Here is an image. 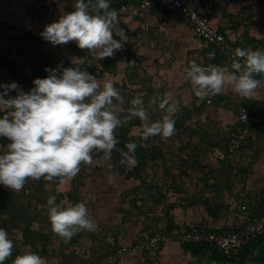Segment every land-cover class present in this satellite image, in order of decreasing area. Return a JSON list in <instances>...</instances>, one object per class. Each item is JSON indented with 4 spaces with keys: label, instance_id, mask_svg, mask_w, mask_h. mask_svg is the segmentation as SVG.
I'll return each instance as SVG.
<instances>
[{
    "label": "crops",
    "instance_id": "obj_1",
    "mask_svg": "<svg viewBox=\"0 0 264 264\" xmlns=\"http://www.w3.org/2000/svg\"><path fill=\"white\" fill-rule=\"evenodd\" d=\"M12 1L14 3L9 2L7 7L8 12L14 13L21 24L28 21L30 25L21 28L30 33L23 37L24 41L30 40L40 49L31 52L37 58L45 59L44 63L53 68L58 65L62 68L75 67L71 58H83L84 63L77 65L81 70L89 69L91 64L93 76L101 85L111 82L122 95L123 104L114 101L120 118L128 114L133 98L142 97L150 121L159 120L163 111L158 104H149L157 93L176 103L179 109L174 117L177 133L172 153L176 165L171 167V173H165L173 181L163 178L161 168H155L151 173L154 166L149 164L160 161L167 152L161 146L152 147L149 140H143L142 122L138 118L132 119L126 126L127 138L124 139L138 145L135 152L137 164L133 168L135 174L127 176L125 182L112 186L120 194L124 193L121 201L118 200L119 193L115 195L108 187L100 185V193L95 194L96 199H92V209H89L97 229L81 231L65 243L52 233L48 218L31 222L33 232H38L35 235H44L42 238L48 241L45 248H49V252L50 249H57L56 254L44 251L42 255L46 257L47 264H90L120 246L132 244L142 235L149 236L158 231L168 232L172 238L156 251L146 253L154 256L153 264H264V235L253 246L249 245L251 241L248 242L240 255L232 259L181 244L177 239L181 232L193 228L217 233L236 230L245 224L248 210L252 216L264 213V122L254 128L244 143L245 151L235 155L227 151L238 126L239 106L243 104L253 113L263 110L264 89L251 99L228 90L199 100L190 82L185 81L181 74L193 62L200 66L206 62L208 44L179 14L163 9L153 13L122 11L124 5H137L141 0H110L111 9L119 13V25L128 37L124 44L131 46L133 52L131 55L115 52L113 57L102 60L86 49H79L74 41L57 46L45 41L40 33L48 25L47 22H41L28 12L29 7L40 1V5L48 7L50 16H54L55 20H51L54 23L61 15L75 10L76 0ZM13 6L15 9L11 10ZM194 7L200 10L202 2L198 1ZM212 23L232 43L244 42L253 50L264 49V0H215ZM251 29H255L258 36L251 33ZM113 38L119 39L115 35ZM136 43L141 45L136 46ZM230 64L228 61L214 63L221 67ZM169 139L171 137L162 142L170 144L173 140ZM4 140L0 138V143H5ZM128 143L119 142L116 146L127 152L125 145ZM254 145L261 150L259 156ZM152 193L157 195L153 197ZM166 202L169 204L166 207L171 209L170 218L154 221L152 226V220L147 218L151 214L143 211L145 205L152 203L151 206L164 208ZM57 204L69 206L76 203L68 200L58 201ZM120 207L127 211L125 216H121ZM29 242L26 244L36 246L34 241ZM20 252L18 255L24 254ZM49 255L52 257L49 258ZM143 255L125 257L120 264H128L131 259L139 260ZM11 258L5 264H12Z\"/></svg>",
    "mask_w": 264,
    "mask_h": 264
},
{
    "label": "clouds",
    "instance_id": "obj_2",
    "mask_svg": "<svg viewBox=\"0 0 264 264\" xmlns=\"http://www.w3.org/2000/svg\"><path fill=\"white\" fill-rule=\"evenodd\" d=\"M70 13L60 16L58 22L45 26L41 37L53 46L76 42L81 50H88L97 59L114 56L122 50L128 37L119 25V13L111 9L110 0H76ZM258 36L255 29L250 30ZM117 36L119 39H114ZM72 68L45 69L46 78L33 80L34 87L24 92L12 82L0 84V138L8 141L6 151L0 154V185L20 192L28 180L58 179L68 184L81 170V165H92L93 152H102L107 164L119 141L115 132L138 118L143 125L142 139L159 136L168 139L175 134V115L178 105L155 94L149 101L157 105L163 115L150 121L142 97L133 98L128 114L117 113V102L124 99L111 82H101L96 76L77 65L83 58L73 57ZM120 64H123L122 62ZM58 69H62L57 74ZM190 82L195 96L203 101L210 95L234 91L242 98L251 99L264 89V49H235L230 66L203 67L193 62L181 74ZM15 91V97H8ZM137 143L125 145V160L135 165ZM110 168L111 165L108 164ZM114 179L110 175L109 180ZM48 218L52 233L63 242H69L81 231H95L98 225L89 215L85 203L62 206L56 197L47 200ZM13 241L8 232L0 228V264L12 256ZM12 264H47L44 257L26 252L17 255Z\"/></svg>",
    "mask_w": 264,
    "mask_h": 264
},
{
    "label": "rangeland",
    "instance_id": "obj_3",
    "mask_svg": "<svg viewBox=\"0 0 264 264\" xmlns=\"http://www.w3.org/2000/svg\"><path fill=\"white\" fill-rule=\"evenodd\" d=\"M9 2H11V4L12 2L14 3V1L12 0H0V84H10L12 82H15L20 86L21 90L27 93L34 87L32 83L33 80L38 78L34 77L35 70L33 69L31 64L34 61H32V59L36 58V54L32 53L31 51L40 49L38 48V44H31L30 40H28V42L24 41L23 37H25L26 35H30V33L26 29L21 30V28H23L22 26L29 27L30 25L29 23H27L28 21H25L26 23L22 22L21 24L19 19L16 18V15H13L14 13L8 12L9 10L7 9V7L10 6ZM27 2L28 1L26 0L25 3ZM39 2L40 1L37 2V5L36 3H34L32 7H29L28 12L33 13L32 17H38L41 22L43 21V23H52V21L55 20L54 16H50V13H48V7L40 5L41 2ZM10 9L14 10L15 6ZM42 65L43 66H41V69L43 70H45V68L47 67L49 69H57V66H54L53 68L52 65H48L44 62H42ZM72 67L73 66H68L67 68ZM89 67L90 68L86 70L90 71L89 73L93 75V66L90 64ZM61 70L58 69V75L60 74ZM23 73L25 75H23ZM40 79H43V77H41ZM3 92L4 89L0 88V94H2ZM15 96L16 92L10 91L5 99ZM125 97L128 96L125 95ZM2 115L3 114L0 113V116ZM126 126L128 125L116 129V138L119 142H130V140H125L127 138ZM176 133L177 132L175 131V134L171 137V139L173 140L170 143L171 145L168 144V142H166V144L163 143V139L159 136L150 137L148 139L150 146L158 147L159 145L162 147V149H164V152H167V155H164L160 161H154L152 164H149L152 165V167L154 166L151 173L155 171V168H161L163 170L162 173L165 180H172V178L168 177L165 173H171V167H175L176 165V161L174 159V156L172 155L173 151H175V148L173 147L175 146V144H173V142L175 141ZM171 139H169V141ZM4 141L5 143H0V154L5 152L7 148L8 141L6 139ZM139 145L141 146L142 144ZM145 146H147V144ZM165 146H167V148H165ZM253 147L256 151V154H258L259 156L261 150L258 149V145H254ZM245 148V145H243L241 148L233 150L230 148V146H228L227 151L229 154L235 155L236 153H242L243 151H245ZM123 153L124 151H122L120 147L117 148L116 146L112 152L111 160L106 164L103 160L102 152H93L92 155L94 163L92 165L82 164L81 170L78 175L65 185H61L58 179L49 182L44 180L43 178H41L40 180H28L25 187L20 192L10 191L3 185H0V228L5 229L9 234V238L13 241L14 247L11 260H14V257L21 253L20 251L24 253L31 251L44 257L45 259L46 257L42 254H44L46 251L48 253L54 252L56 254V248L50 249V252L49 248H45V243L48 242L46 240L44 241V238H42L45 236L42 235L38 237L37 235H35L38 232H33L31 228L32 221H36L37 219L41 218H48L47 200L49 197L55 196L56 202L69 200L74 201L75 203H85V201L87 200L88 202H86L88 203V209H92L90 205L92 203V199H96L95 194L98 195L100 193L98 189L100 185H103V187H108L110 189V192L114 193L115 195L119 193L118 200L121 201L120 197H122L124 193L120 194V192L115 191L112 186L125 182L124 179H126L127 176H130V174L134 175L135 173L133 172V168L137 164H128L126 161L125 163H121L122 160H125ZM108 164L111 165L110 168L108 167ZM110 175L114 176V179L109 180ZM125 195L129 194L126 193ZM152 195L154 197L157 194L152 193ZM151 204L152 203H148V205H145L146 209L143 211L144 213L146 212L151 214L150 216H147V218L152 220L150 223L152 226L154 221L162 218H164V220H168L170 218L171 209L166 207L169 205L168 202H166V208L154 207L151 206ZM120 208L121 216H125L127 211L124 207ZM248 211L247 213L251 215V213H249ZM27 226L28 228H26ZM161 227L162 226L160 225L159 228ZM38 229H41L40 226H38ZM27 241H30L29 243H31V241H34V244H36V246L33 245V243H31L33 246L31 244H29V246L28 244H26ZM104 243H106V241ZM50 257H52V255H49V258ZM138 259L139 260L131 259L128 264H153V261H155L154 256L151 254H144ZM8 261L9 260H7L6 262Z\"/></svg>",
    "mask_w": 264,
    "mask_h": 264
},
{
    "label": "built area",
    "instance_id": "obj_4",
    "mask_svg": "<svg viewBox=\"0 0 264 264\" xmlns=\"http://www.w3.org/2000/svg\"><path fill=\"white\" fill-rule=\"evenodd\" d=\"M202 2L201 9L194 5ZM173 14H179L188 20L190 26L197 36L204 39L208 44L205 52L206 62L202 65L207 67L217 62H232V54L235 49L250 48L246 43H232L228 36L216 29L212 23V15L215 9V0H141L137 5H124L122 11L153 13L161 10ZM141 43H136L140 46ZM133 49L123 43L122 50L116 51L119 55H131ZM264 79L262 76H256ZM264 122V109L251 112L245 105L239 106V122L234 131L229 146L233 150L241 148L252 135L254 128ZM264 235V213L247 215L246 222L236 230L224 232H208L203 229L193 228L181 232L177 239L181 244L201 246L207 245L216 250L225 259H232L250 241L256 240ZM172 238L168 232L158 231L149 236H141L130 245L120 246L110 253L101 256L90 264H120V261L128 256H137L152 253Z\"/></svg>",
    "mask_w": 264,
    "mask_h": 264
},
{
    "label": "trees",
    "instance_id": "obj_5",
    "mask_svg": "<svg viewBox=\"0 0 264 264\" xmlns=\"http://www.w3.org/2000/svg\"><path fill=\"white\" fill-rule=\"evenodd\" d=\"M34 60V61H33ZM44 60L45 59H40V58H38L37 59V57L36 58H34V59H32V61H33V63H31L32 64V67H33V69L35 70V75H34V77L35 78H39V76H40V78L41 77H43V78H46L47 76H48V72H46L45 70H43V69H41L42 67L41 66H43L42 65V62H44ZM45 69H49L48 67L47 68H45ZM23 75H25L24 73H23ZM33 76V75H32ZM16 77H19V76H16ZM33 77V78H34ZM32 78V77H31ZM139 160H140V163H141V158L139 157ZM261 238H263V236L261 237ZM257 240V239H256ZM256 240H252L250 243H249V245L250 246H253L252 244L253 243H255L256 242ZM192 247H194L193 245H191ZM197 248H199V249H205V250H209L212 254H218L219 255V253L216 251V250H214V249H211L210 247H208L207 245H201V246H196ZM238 255H240V254H238ZM238 255H236V256H238ZM220 256V255H219ZM235 256V257H236ZM222 258V257H221ZM14 259H15V257H14Z\"/></svg>",
    "mask_w": 264,
    "mask_h": 264
}]
</instances>
